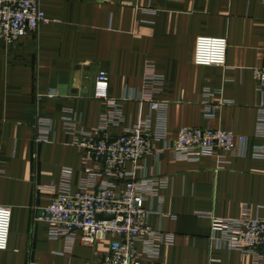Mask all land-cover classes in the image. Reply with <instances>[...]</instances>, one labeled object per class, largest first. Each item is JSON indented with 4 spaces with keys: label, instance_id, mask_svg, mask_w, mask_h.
Wrapping results in <instances>:
<instances>
[{
    "label": "crops",
    "instance_id": "1",
    "mask_svg": "<svg viewBox=\"0 0 264 264\" xmlns=\"http://www.w3.org/2000/svg\"><path fill=\"white\" fill-rule=\"evenodd\" d=\"M48 21L15 44L0 39V205L12 209L9 246L0 264H102L112 236L87 243L82 233L53 240L35 220L49 195L37 185L59 183L71 169L78 189L85 151L72 144L64 120L97 128L108 111L93 96L100 70L110 74L109 94L122 100L124 120L109 127L120 135L158 113L145 95L148 62L164 77L159 99L168 104L170 137L182 127L222 128L255 138L264 89L255 69L264 63L263 0H43ZM201 36L228 40L227 64L200 66L194 55ZM222 89L230 103L216 119L201 104L204 89ZM51 119V141L36 143L37 125ZM157 142L156 147H161ZM136 177L168 176L163 200L150 202L152 229L172 234L155 261L165 264H256L251 255L210 245L212 219L237 218L245 206L264 218V159L238 154L219 166L215 156L176 160L169 151L148 155ZM264 264V263H263Z\"/></svg>",
    "mask_w": 264,
    "mask_h": 264
},
{
    "label": "built area",
    "instance_id": "2",
    "mask_svg": "<svg viewBox=\"0 0 264 264\" xmlns=\"http://www.w3.org/2000/svg\"><path fill=\"white\" fill-rule=\"evenodd\" d=\"M42 1L0 0V39L15 44L22 36L37 32L48 21ZM227 48L226 38L201 36L196 42L194 62L200 66L225 67ZM255 79L264 89V63L255 69ZM163 85L164 77L157 73L153 62H148L144 76L146 94L139 99L150 102L151 109L158 113L157 123L152 127L150 118L140 117L135 126L114 136L109 127L124 120L122 100L109 94V72L99 71L93 96L104 100L108 107L101 124L89 130L72 118L64 120V129L71 136L72 144L85 151L80 186L72 188L71 169L63 171L59 183L36 186L38 193L49 195V203L39 207L35 220L48 225L51 239L71 237L80 232L87 243H93L109 235L113 240L102 264H165L149 259L155 261L160 246L172 241L173 235L151 228L148 217L158 210L149 203L156 198L162 202L161 190L170 187L172 179L159 175L136 177L137 172L144 170L140 161L148 155L166 151L174 159L188 162L215 156L218 165L223 167L234 154L264 159V145H251L247 136L238 135L234 130L182 127L177 137L171 139L168 104L159 99ZM229 103L222 89H204L201 104L207 119H216ZM51 130V119H41L35 142H50ZM255 138L264 139V105L258 109ZM157 142H162V146L156 147ZM204 215L212 219L210 245L237 250L253 256L256 264L264 263V218L253 216L248 206L237 218ZM11 220L12 209L0 205V251L8 249Z\"/></svg>",
    "mask_w": 264,
    "mask_h": 264
}]
</instances>
